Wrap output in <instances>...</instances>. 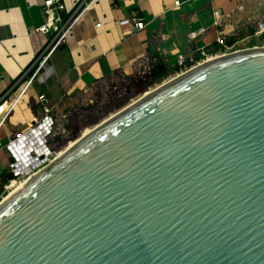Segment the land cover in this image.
I'll list each match as a JSON object with an SVG mask.
<instances>
[{
	"label": "water",
	"instance_id": "water-1",
	"mask_svg": "<svg viewBox=\"0 0 264 264\" xmlns=\"http://www.w3.org/2000/svg\"><path fill=\"white\" fill-rule=\"evenodd\" d=\"M163 82L0 201V264H264V49Z\"/></svg>",
	"mask_w": 264,
	"mask_h": 264
},
{
	"label": "crops",
	"instance_id": "crops-1",
	"mask_svg": "<svg viewBox=\"0 0 264 264\" xmlns=\"http://www.w3.org/2000/svg\"><path fill=\"white\" fill-rule=\"evenodd\" d=\"M173 1L58 0L62 9H46L42 0H0V102L11 103L46 56L41 78L26 85L0 126V174L10 162L5 144L42 115L36 95L43 94L56 123L68 127L82 94L95 83L129 79L152 66L163 68L167 76L175 74L178 56L189 61L201 47H216L213 9L220 12L225 39L236 32L238 7H245L243 0H179L178 5ZM133 11L144 22L142 29L120 23ZM49 18L53 25L37 31ZM68 24L63 41L52 48L59 29ZM198 28L204 31L189 39L188 32Z\"/></svg>",
	"mask_w": 264,
	"mask_h": 264
},
{
	"label": "built area",
	"instance_id": "built-area-1",
	"mask_svg": "<svg viewBox=\"0 0 264 264\" xmlns=\"http://www.w3.org/2000/svg\"><path fill=\"white\" fill-rule=\"evenodd\" d=\"M179 2V0H174L173 5H178ZM42 6L46 9L63 8V4L58 2V0H42ZM238 9L241 10L242 6H239ZM212 17L213 23L217 26L215 50L213 52H207L204 47H201L198 51V55L189 59V61L191 62L190 65H186L184 59L178 56V59L176 60V62L178 63V69L175 72V75H179L191 69L192 67L200 65L217 57L232 53H238L245 50L264 49V22L260 21L256 23L252 28L253 31L245 32L241 38L228 44L225 42L222 36V30L220 29L221 15L218 9L212 10ZM120 23L129 24L132 30L142 29L144 27V22L140 17H138L137 11H133L129 18L121 20ZM70 24L59 29V34L57 36V39L53 43L52 48L56 47L63 41V38L69 31ZM52 25L53 20L52 18H49L46 22L38 25L36 27V30L45 32ZM98 25L99 23L96 24V26ZM203 31V28L190 30L188 32V37L191 40L195 39ZM261 36L262 38L258 40V38ZM45 63L46 56L39 62L32 76L26 81V84L23 86L19 94L13 99L11 103H6L4 101L0 102V126L9 116L10 111H12L14 104L20 98V95L23 93L26 85L30 83L31 80L35 77H37L38 79L41 78V75H39V71ZM150 87L151 86H149L148 88ZM35 100L41 105L42 115L40 117H33L24 130L14 133L13 138L9 139L7 144H5L6 150L10 156V162L7 166V171L12 172L14 174V178L9 179V181L3 185V188L9 187L12 182L15 183L16 178H18L19 175L25 177L23 180L27 179L29 176L38 172L56 157L53 155L54 152L52 151V149L48 147V144L52 142V138L48 135L52 134L53 136L55 134L53 127L56 123V120L53 116L50 115V108L46 105V98L43 94L40 93L36 95ZM47 141L49 142L47 143ZM34 163L36 164L32 166V164Z\"/></svg>",
	"mask_w": 264,
	"mask_h": 264
},
{
	"label": "rangeland",
	"instance_id": "rangeland-1",
	"mask_svg": "<svg viewBox=\"0 0 264 264\" xmlns=\"http://www.w3.org/2000/svg\"><path fill=\"white\" fill-rule=\"evenodd\" d=\"M243 1L245 7L238 12L236 31L245 33L249 32L256 23L260 21L264 22V0ZM261 38L262 36L259 37L258 40ZM173 76H175V74L168 75L164 81ZM160 83L161 82L156 84L159 85ZM124 84L125 80L118 77L102 79L82 94L77 108L71 112L70 116H72L73 113H75V115H73V120L70 119L67 123L68 127L63 125V122L57 121L53 127L55 134L53 136L52 134L48 135L52 138V142L48 144V147L52 149L54 156L75 142L76 139L87 133L95 125L101 123L123 107L138 99L145 91H149L157 86L152 85L145 91L133 94L125 100L123 99ZM58 123L61 125L59 126ZM74 129L77 130L76 133L72 135L71 131ZM56 135H60L59 140L54 138ZM6 161H9V157ZM24 178L25 177L19 175L15 183L7 187L8 189L2 188V190H0V201L1 198L3 200L8 192L20 181H23Z\"/></svg>",
	"mask_w": 264,
	"mask_h": 264
},
{
	"label": "trees",
	"instance_id": "trees-1",
	"mask_svg": "<svg viewBox=\"0 0 264 264\" xmlns=\"http://www.w3.org/2000/svg\"><path fill=\"white\" fill-rule=\"evenodd\" d=\"M249 31L251 32L253 31V29L251 28ZM242 36H243L242 31H236L234 35H230L226 37L224 40L226 43L229 44L241 38ZM215 48L216 47L214 48L206 47V51L213 52ZM190 63H191L190 61H185L186 65H190ZM166 76H167V72L163 68L157 69L155 66H152L151 68L145 70L142 73H136L133 77L129 79H123L125 80L123 99L127 100L131 95L145 91L149 86H152L153 84L159 83L162 80H164ZM76 130L77 129L71 131V134L74 135L76 133ZM54 138L56 140H59L60 135H56ZM12 178H14V174L12 172L7 170L5 172H2L0 174V190H2L3 185L6 184L9 181V179Z\"/></svg>",
	"mask_w": 264,
	"mask_h": 264
},
{
	"label": "bare ground",
	"instance_id": "bare-ground-1",
	"mask_svg": "<svg viewBox=\"0 0 264 264\" xmlns=\"http://www.w3.org/2000/svg\"><path fill=\"white\" fill-rule=\"evenodd\" d=\"M169 80V79H168ZM168 80H166V81H164L163 83H165V82H167ZM159 85H161V84H159ZM159 85H157L155 88H157V87H159ZM155 88H153V89H151V90H149L148 92H151V91H153ZM148 92H146V93H148ZM142 96H140L138 99H140ZM138 99H136L135 101H137ZM135 101H133V102H135ZM88 133V132H87ZM86 134V133H85ZM84 134V135H85ZM77 141V140H76ZM75 141V142H76ZM75 142H73L72 144H70L67 148H69L70 146H72ZM67 148H65L64 150H62L61 152H59L57 155H56V157L54 158V160L53 161H55V159H57ZM37 173V172H36ZM36 173H34V174H32L30 177H32L33 175H36ZM39 173V172H38ZM29 178V177H28ZM27 178V179H28ZM27 179H25V180H23V181H20L18 184H16L9 192H8V194L6 195V197L4 198V199H7L9 196H11L15 191H17L21 186H23L24 185V183L27 181ZM12 184H14V182H12ZM11 184V185H12ZM3 199V200H4ZM2 200V199H1Z\"/></svg>",
	"mask_w": 264,
	"mask_h": 264
}]
</instances>
